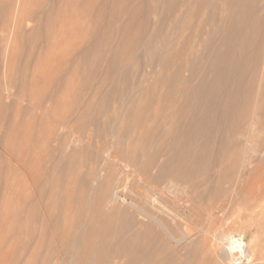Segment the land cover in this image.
I'll use <instances>...</instances> for the list:
<instances>
[{
	"label": "bare ground",
	"instance_id": "obj_1",
	"mask_svg": "<svg viewBox=\"0 0 264 264\" xmlns=\"http://www.w3.org/2000/svg\"><path fill=\"white\" fill-rule=\"evenodd\" d=\"M72 2L87 31L30 108L53 111L46 141L68 164L58 187L46 179L54 209L15 208L38 224L29 257L264 264V231L246 243L223 227L228 208L264 205V0H49L45 35ZM14 82L0 81V101L26 100Z\"/></svg>",
	"mask_w": 264,
	"mask_h": 264
},
{
	"label": "rangeland",
	"instance_id": "obj_2",
	"mask_svg": "<svg viewBox=\"0 0 264 264\" xmlns=\"http://www.w3.org/2000/svg\"><path fill=\"white\" fill-rule=\"evenodd\" d=\"M48 5L49 0H0V81L9 82L10 79H15L12 91L21 89L22 94L26 96L25 101L18 100L13 96H9L7 99L2 98L0 101V264L35 263L33 259L37 255H34L33 258L29 257V252L34 249L35 240L40 235L38 224L25 222L26 225L23 221L20 223L17 219V209L20 201L25 206H23L25 211H29V208L31 210V207L36 204V210L40 214L47 208L54 209L57 203L51 195L52 189L46 179H53V186L58 187L62 182L65 165L68 164H65L60 152L55 149V145L46 141L49 134L46 132V130L49 131L47 126H51V122L54 120L53 111L48 116L51 111L49 107H45L48 110L44 108L47 113L49 111L48 114L41 109L32 108L31 110L30 108L34 107L32 103H35L38 98L43 99L50 90L51 85L48 82L55 78L57 67L70 60L69 52L72 48L81 45L90 21L87 16L81 15V6L72 2L68 6H64L65 9H68V16L60 20L56 24L55 31L47 36L45 35V26H42L44 17L42 12L44 14ZM76 25L80 27L77 28ZM83 25L85 28L82 27ZM118 25L119 23L116 24V26ZM38 26L40 27L38 28ZM116 40L117 38H114V42ZM45 41H53L55 45L49 48L45 47L43 46ZM141 52L142 47L137 50L135 55ZM103 63H105L104 60ZM140 72L141 68L138 73L140 74ZM151 77L153 79L155 75ZM21 78L22 80H20ZM31 98L36 101L34 99L32 101ZM69 98V96L65 97V100L68 101ZM29 101H32L31 104ZM29 105L30 107H28ZM43 113L46 115L43 116ZM48 117L50 121L46 119ZM260 136L263 137L264 133H261ZM85 170V167L81 169L82 172ZM69 185L76 188L78 186L77 179L72 177ZM60 190V188L57 189L58 192ZM35 201L36 203H33ZM16 207L18 208L15 209ZM233 210L234 207L225 211L227 219L223 227L237 230L239 235L237 238L242 239V236L247 234L248 237H243V241L248 243L247 239H249L250 233H255L257 229L264 231V219H261L262 215L264 216V205L251 211L247 208H242V211L238 209L237 214ZM244 210L246 213H243ZM248 213L251 216L245 215ZM235 215L237 216L233 217ZM29 225L33 231L36 230L34 233L36 236L29 235L26 231L28 230L26 227ZM48 228L49 226L46 227V230ZM248 228H250L249 233H247ZM21 229L23 231L19 232ZM22 244L27 248L20 255L18 250ZM45 252V249L42 250L39 256L40 254L45 255ZM57 257L53 256L54 259ZM124 261L123 264L127 262L126 259Z\"/></svg>",
	"mask_w": 264,
	"mask_h": 264
}]
</instances>
